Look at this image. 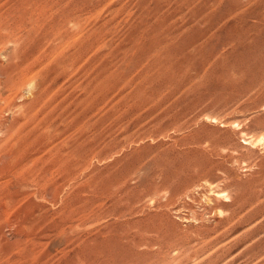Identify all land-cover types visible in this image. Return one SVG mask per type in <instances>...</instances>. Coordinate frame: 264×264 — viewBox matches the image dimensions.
<instances>
[{"label":"rangeland","instance_id":"374dc122","mask_svg":"<svg viewBox=\"0 0 264 264\" xmlns=\"http://www.w3.org/2000/svg\"><path fill=\"white\" fill-rule=\"evenodd\" d=\"M5 263L264 264V0H0Z\"/></svg>","mask_w":264,"mask_h":264},{"label":"bare ground","instance_id":"6f19581e","mask_svg":"<svg viewBox=\"0 0 264 264\" xmlns=\"http://www.w3.org/2000/svg\"><path fill=\"white\" fill-rule=\"evenodd\" d=\"M217 37H218V36H217ZM21 74H22V73H21ZM21 74H20V75H21ZM22 75H23V74H22ZM24 76H26V75H24ZM18 78H19V77H17L16 80H17ZM21 78H22V77H21ZM24 78H26V77H24ZM32 78H33V77H32ZM12 80H13V79H12ZM12 80H11V81H12ZM23 80H24V79H23ZM23 80H22V81H23ZM25 80H27V78H26ZM52 80H53V79H52ZM11 81H10V82H11ZM22 81H19V82H22ZM30 81H31V80H30ZM30 81H29V82H30ZM45 81H46V80H45ZM48 81H49V80H48ZM50 81H51V80H50ZM16 82L19 83L18 81H16ZM52 82H54V81H52ZM5 84H7V83H5ZM9 84H10V83H9ZM13 84L15 85V83H12V84H10V86H8V87H14ZM19 84H20V83H19ZM55 84H56V83H55ZM12 85H13V86H12ZM17 85H18V84H16V87L13 88L12 91H11V90H9V91H11V92L13 93V90H15V89L17 90V89H18V88H17L18 86H20V87H19V90L21 91L20 88H21V86H23L22 83H21V85H18V86H17ZM8 87H7V88H8ZM8 89H9V88H8ZM17 91H18V90H17ZM47 91H49V90H46L45 92H47ZM51 91H52V89H51ZM51 91H50V92H51ZM30 92H31V91L29 90V93H30ZM10 94H11V93H10ZM38 94H39V93H38ZM38 94H37V95H38ZM11 95H12V94H11ZM46 95H48V93H46ZM9 96H10V95H9ZM43 98H44V97H43ZM37 99H38V98H37ZM39 99H40V98H39ZM43 101H44V99H43L41 102H43ZM45 102H46V101H44V103H45ZM33 103H34V102H33ZM43 105H44V104H43ZM33 106H34V105H33ZM38 106H39V105H38ZM38 106H37L38 109H39V108H40L41 110L44 109V108H41L40 106H39V107H38ZM34 110H37V109H34ZM24 115H25V114H24ZM52 199H53V198H52ZM17 253H18V252H17ZM16 256H17V254H16ZM21 258H22V256H21ZM17 260H18V258H17ZM5 261H6V260H5ZM5 261H4V262H5ZM12 261H13V260H12ZM23 261H24V258H23ZM7 263H8V261H7ZM11 263H12V262H11ZM11 263H10V264H11ZM13 263H14V262H13ZM20 263H21V261H20ZM5 264H6V263H5Z\"/></svg>","mask_w":264,"mask_h":264}]
</instances>
